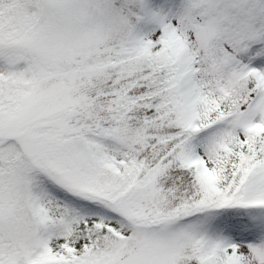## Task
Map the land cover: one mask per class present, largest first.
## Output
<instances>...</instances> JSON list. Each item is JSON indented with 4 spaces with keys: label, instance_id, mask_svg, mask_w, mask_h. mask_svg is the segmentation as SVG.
<instances>
[{
    "label": "snow or ice",
    "instance_id": "obj_1",
    "mask_svg": "<svg viewBox=\"0 0 264 264\" xmlns=\"http://www.w3.org/2000/svg\"><path fill=\"white\" fill-rule=\"evenodd\" d=\"M0 264H264V0H0Z\"/></svg>",
    "mask_w": 264,
    "mask_h": 264
}]
</instances>
